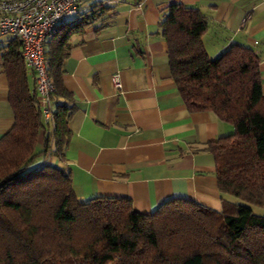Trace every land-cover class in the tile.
Instances as JSON below:
<instances>
[{
    "label": "trees",
    "instance_id": "obj_1",
    "mask_svg": "<svg viewBox=\"0 0 264 264\" xmlns=\"http://www.w3.org/2000/svg\"><path fill=\"white\" fill-rule=\"evenodd\" d=\"M103 11L94 6L57 30L60 22L46 40L52 98L70 97L61 71L70 35ZM207 27L197 7L179 3L169 4L159 22L186 109L211 112L233 128L203 148L214 158L220 211L181 198L166 200L150 214L135 211L127 198L81 201L68 171L48 162L28 169L41 155L63 159L71 110L55 107L52 141L47 133L38 149V133L46 127L20 52L2 55L14 122L0 137V264H264V214L253 210L264 208L259 58L237 42L210 57L203 42Z\"/></svg>",
    "mask_w": 264,
    "mask_h": 264
},
{
    "label": "crops",
    "instance_id": "obj_2",
    "mask_svg": "<svg viewBox=\"0 0 264 264\" xmlns=\"http://www.w3.org/2000/svg\"><path fill=\"white\" fill-rule=\"evenodd\" d=\"M173 3L195 6L206 16L203 42L210 57L235 42L252 48L264 93V0H87L79 14L94 6L104 11L68 39L61 71L70 97H53L52 106L70 108L69 138L63 159L49 155L48 161L69 172L81 201L127 198L135 211L150 214L181 198L221 210L214 158L203 148L233 128L211 112H189L180 97L159 29ZM78 15L67 16L57 30ZM8 52H20L19 43L0 34V137L14 122L2 57ZM24 70L32 93L33 78ZM114 74L119 90L112 86ZM47 133L52 141V131L38 133V149Z\"/></svg>",
    "mask_w": 264,
    "mask_h": 264
},
{
    "label": "built area",
    "instance_id": "obj_3",
    "mask_svg": "<svg viewBox=\"0 0 264 264\" xmlns=\"http://www.w3.org/2000/svg\"><path fill=\"white\" fill-rule=\"evenodd\" d=\"M87 0H0V34L18 41L26 71L33 78L35 95L42 122L54 129L52 96L54 85L45 61V42L55 27L67 16L78 15ZM112 86L121 84L116 74Z\"/></svg>",
    "mask_w": 264,
    "mask_h": 264
},
{
    "label": "rangeland",
    "instance_id": "obj_4",
    "mask_svg": "<svg viewBox=\"0 0 264 264\" xmlns=\"http://www.w3.org/2000/svg\"><path fill=\"white\" fill-rule=\"evenodd\" d=\"M48 128L46 127V130L42 129L39 132V137H42L44 135V133L48 132ZM45 159L46 163L49 161L50 156L46 155L45 157L43 155L39 156L38 158H35L30 165L28 166V169H37L40 165V163L42 162V160ZM52 163V162H51ZM55 163H52V165H54ZM236 200V199H235ZM253 210L255 213L257 214H264V208H257V207H253Z\"/></svg>",
    "mask_w": 264,
    "mask_h": 264
}]
</instances>
